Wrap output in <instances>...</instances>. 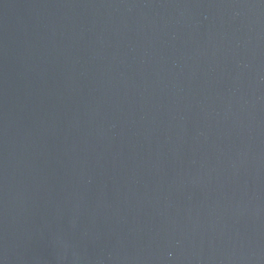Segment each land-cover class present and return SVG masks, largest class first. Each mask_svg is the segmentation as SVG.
<instances>
[{
    "label": "water",
    "instance_id": "obj_1",
    "mask_svg": "<svg viewBox=\"0 0 264 264\" xmlns=\"http://www.w3.org/2000/svg\"><path fill=\"white\" fill-rule=\"evenodd\" d=\"M0 264H264V0H0Z\"/></svg>",
    "mask_w": 264,
    "mask_h": 264
}]
</instances>
